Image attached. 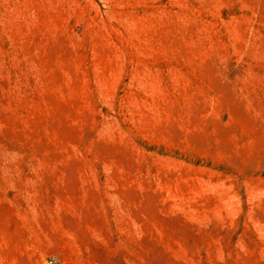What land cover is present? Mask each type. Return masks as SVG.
I'll use <instances>...</instances> for the list:
<instances>
[{"label":"rangeland","instance_id":"374dc122","mask_svg":"<svg viewBox=\"0 0 264 264\" xmlns=\"http://www.w3.org/2000/svg\"><path fill=\"white\" fill-rule=\"evenodd\" d=\"M0 264H264V0H0Z\"/></svg>","mask_w":264,"mask_h":264}]
</instances>
